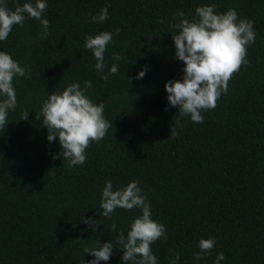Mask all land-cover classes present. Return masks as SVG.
<instances>
[{"label": "trees", "instance_id": "1", "mask_svg": "<svg viewBox=\"0 0 264 264\" xmlns=\"http://www.w3.org/2000/svg\"><path fill=\"white\" fill-rule=\"evenodd\" d=\"M46 2V38L40 22L26 16L22 27L0 41V51L31 68L28 78L14 80L17 107L0 132V264H87L94 257L84 249L110 241L111 258L100 264H124L116 237L120 231L127 235L141 209L117 208L103 217L107 180L114 190L139 180L152 218L167 229V240L151 246L158 264H170L177 252L178 264H215L219 252L225 256L221 264H264V0ZM16 3L8 0L12 9ZM211 4L218 13L234 8L240 19L254 21L249 63L218 106L202 112L203 123L183 118L170 138L179 109L169 104L165 84L182 80L185 67L175 58V14L183 10L192 19L197 7ZM105 7L109 18L90 23ZM101 31L114 34L104 74L118 66L107 81L85 47V36ZM113 53L123 59L114 60ZM145 67L146 75L137 79ZM86 80L92 82L87 95L105 104L113 127L92 142L83 165L69 167L63 156L54 158L61 152L59 139L48 141L36 114L50 93L73 83L83 87ZM25 109L29 117L21 120ZM89 218L101 220L95 231L84 222ZM212 237V254L196 261L199 240Z\"/></svg>", "mask_w": 264, "mask_h": 264}, {"label": "clouds", "instance_id": "2", "mask_svg": "<svg viewBox=\"0 0 264 264\" xmlns=\"http://www.w3.org/2000/svg\"><path fill=\"white\" fill-rule=\"evenodd\" d=\"M47 6L46 0H35L34 3L26 0L22 5L17 0L12 9L8 0H0V41L6 40L15 26L22 27L26 16L40 22L41 36L46 38L50 22L42 14ZM175 15L179 18V22L172 25L175 58L182 61L185 67L182 69V80H169L165 84L169 104L179 109V115L174 118L170 128V138L178 135L177 128L182 126L183 118L190 117L194 123L204 122L202 112L214 110L218 106L221 96L228 92L234 75L249 63L247 49L255 43L254 21L240 19L234 8L218 13L215 4L202 5L195 9L192 19H188L183 10H178ZM108 18V8L105 7L92 16L89 22L103 23ZM119 33L120 29L117 28L115 35ZM113 36L109 31L85 36V47L91 50L96 60L95 70L105 81L110 75L118 73V66L112 64L108 73L104 74L105 52L113 42ZM113 59L119 61L123 57L119 53H113ZM147 71L148 68L145 67L136 78L143 79ZM30 73L29 66H21L9 52L0 51V132L9 123V111H15L17 107L15 78H28ZM91 88L92 82L86 80L83 87L80 83H73L63 91L56 90L49 94L40 112L36 114V119L42 120L43 127L48 131V141L53 142L57 137L59 139L61 152L54 158L63 156L69 167L83 165L92 142L104 139L108 130L113 127V122H109L104 116L105 104L95 103L87 95ZM28 117L29 112L25 109L21 120H27ZM139 183V180H133L114 190L112 181H105L100 208L105 218L111 217L117 208L127 211L141 209V215L134 218L127 235L120 231L116 243L122 247L124 264H158L151 246L158 240H167V229L164 224L152 218L150 202ZM84 222L93 231L101 224V220L94 218ZM116 229L117 225L113 223L110 231L115 232ZM215 245L214 237L201 238L198 242L199 251L193 253L194 259L200 261L210 256ZM113 248L112 241L102 245L98 242L96 246L85 248V253L94 257L87 264L109 261ZM224 259V253L219 252L215 264H221ZM179 260L180 253L177 252L170 264H178Z\"/></svg>", "mask_w": 264, "mask_h": 264}]
</instances>
